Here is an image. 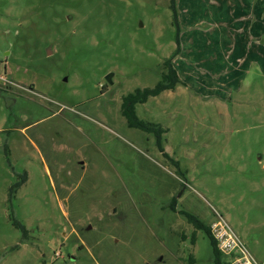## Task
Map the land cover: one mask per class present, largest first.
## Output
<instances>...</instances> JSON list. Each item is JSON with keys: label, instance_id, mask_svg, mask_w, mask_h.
<instances>
[{"label": "rangeland", "instance_id": "1", "mask_svg": "<svg viewBox=\"0 0 264 264\" xmlns=\"http://www.w3.org/2000/svg\"><path fill=\"white\" fill-rule=\"evenodd\" d=\"M263 166L264 0H0V264H211L183 213L264 263Z\"/></svg>", "mask_w": 264, "mask_h": 264}, {"label": "trees", "instance_id": "2", "mask_svg": "<svg viewBox=\"0 0 264 264\" xmlns=\"http://www.w3.org/2000/svg\"><path fill=\"white\" fill-rule=\"evenodd\" d=\"M174 8V5H173ZM166 71L163 72L160 82L154 88H147L144 90H137L124 98L123 115L127 119L128 124L132 128H137L145 133L154 134L157 139L158 147H162V134L165 130L158 124L150 123L139 119L136 114V106L138 104H145L150 98L159 96L165 91L174 90L177 85L185 84L179 77L175 70L172 60L165 61ZM25 179V178H24ZM23 179V180H24ZM21 185V184H20ZM189 222L194 225L196 230L204 231L210 240L211 249V264H226L223 255L219 252L216 241L210 234V228L205 226L200 220L190 214L183 213ZM16 227L22 229L23 227L16 222ZM195 234L193 235L192 242L195 244ZM188 264H196L195 258L190 255Z\"/></svg>", "mask_w": 264, "mask_h": 264}, {"label": "built area", "instance_id": "3", "mask_svg": "<svg viewBox=\"0 0 264 264\" xmlns=\"http://www.w3.org/2000/svg\"><path fill=\"white\" fill-rule=\"evenodd\" d=\"M209 228L226 264H264L254 257L246 244L230 228L222 216L219 215L218 220L212 223Z\"/></svg>", "mask_w": 264, "mask_h": 264}, {"label": "flooded vegetation", "instance_id": "4", "mask_svg": "<svg viewBox=\"0 0 264 264\" xmlns=\"http://www.w3.org/2000/svg\"><path fill=\"white\" fill-rule=\"evenodd\" d=\"M109 84V83H108ZM122 107L124 108V102H123V105H122ZM123 110V109H122ZM156 138V137H155ZM162 142V147H160L159 149V151H160V153L163 155H166V153H165V150H164V148H163V140L161 141ZM156 144H157V139H156ZM176 205H177V202H176V200L174 201H172L171 202V204H170V208L172 209V210H175V207H176Z\"/></svg>", "mask_w": 264, "mask_h": 264}, {"label": "water", "instance_id": "5", "mask_svg": "<svg viewBox=\"0 0 264 264\" xmlns=\"http://www.w3.org/2000/svg\"><path fill=\"white\" fill-rule=\"evenodd\" d=\"M112 76H113V74H109V75H107V77H106V81H107L109 84H112Z\"/></svg>", "mask_w": 264, "mask_h": 264}, {"label": "crops", "instance_id": "6", "mask_svg": "<svg viewBox=\"0 0 264 264\" xmlns=\"http://www.w3.org/2000/svg\"><path fill=\"white\" fill-rule=\"evenodd\" d=\"M182 80V79H181ZM263 168H264V166H263ZM238 235V234H237ZM250 250V249H249ZM251 251V250H250ZM255 257V256H254ZM256 258V257H255Z\"/></svg>", "mask_w": 264, "mask_h": 264}]
</instances>
